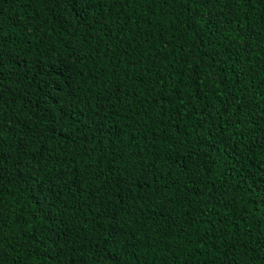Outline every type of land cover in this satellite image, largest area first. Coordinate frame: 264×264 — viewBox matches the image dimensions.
<instances>
[{"label":"trees","instance_id":"1","mask_svg":"<svg viewBox=\"0 0 264 264\" xmlns=\"http://www.w3.org/2000/svg\"><path fill=\"white\" fill-rule=\"evenodd\" d=\"M0 264H264V0H0Z\"/></svg>","mask_w":264,"mask_h":264}]
</instances>
